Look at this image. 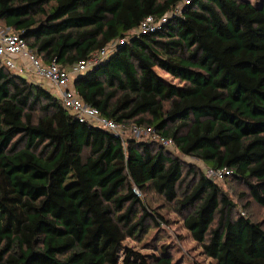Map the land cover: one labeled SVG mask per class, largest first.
<instances>
[{"label": "trees", "instance_id": "16d2710c", "mask_svg": "<svg viewBox=\"0 0 264 264\" xmlns=\"http://www.w3.org/2000/svg\"><path fill=\"white\" fill-rule=\"evenodd\" d=\"M180 1L0 0V26L66 69L125 37L76 76L82 100L230 169L243 209L264 208V0H192L158 31L131 33ZM218 182L160 141L79 121L0 60V264H180L166 245L124 247L163 220L136 190L175 205L209 264H264V220L236 212Z\"/></svg>", "mask_w": 264, "mask_h": 264}, {"label": "built area", "instance_id": "2783aa9c", "mask_svg": "<svg viewBox=\"0 0 264 264\" xmlns=\"http://www.w3.org/2000/svg\"><path fill=\"white\" fill-rule=\"evenodd\" d=\"M191 1L181 0L171 12L160 18L146 17L131 33L146 34L158 31L170 17L181 14L185 6ZM125 39V37H122L112 41L106 47L93 53L89 58L81 60L73 68L66 69L56 61L45 63L29 48L21 34L0 26V60L12 73L20 75L29 73L36 79H42L54 86L56 96L62 100L67 109L74 113L79 121L89 122L110 131L115 136L120 137L123 143L128 138L137 139L146 135L152 140L160 141L168 149L175 147L173 139L162 137L153 127L138 126L136 124L126 125L103 116L98 108L86 104L74 88V81L78 74L108 58L119 44L124 43ZM19 60H22V63ZM206 173L209 177L222 181L225 177L230 176L232 171L228 168H222L219 170L210 169ZM136 192L139 193L137 190Z\"/></svg>", "mask_w": 264, "mask_h": 264}, {"label": "rangeland", "instance_id": "374dc122", "mask_svg": "<svg viewBox=\"0 0 264 264\" xmlns=\"http://www.w3.org/2000/svg\"><path fill=\"white\" fill-rule=\"evenodd\" d=\"M257 0H252L255 3ZM157 72L165 79L177 84L178 81L174 80L166 72L157 69ZM27 79L28 74H22ZM56 95V93H53ZM195 135V132L194 134ZM137 139H148L146 135ZM175 156L180 157L185 164V171L190 166L195 167L198 170H202L205 173L210 169L205 164L198 161L195 158L186 156L184 152L180 151L177 147L168 149ZM207 174V173H206ZM224 192L237 203L236 212H246L254 221L264 220V208L253 203L248 211H245L242 207L245 201H239V193L245 188L240 183H237L232 177H225L222 181L218 182ZM143 201L148 202L154 209L158 210L163 216V220L159 222V225L154 222L149 223L147 232H144L140 239L128 238L124 242L125 248H131L148 256L151 254H157L158 249L166 245L168 252L172 254L174 260L180 264H209V259L202 253V249L197 242H195L189 231L185 228L183 222V216L175 209L174 204H166L162 198L154 193H148L146 195L138 193Z\"/></svg>", "mask_w": 264, "mask_h": 264}, {"label": "crops", "instance_id": "0c3cea01", "mask_svg": "<svg viewBox=\"0 0 264 264\" xmlns=\"http://www.w3.org/2000/svg\"><path fill=\"white\" fill-rule=\"evenodd\" d=\"M19 62L22 63V60H19ZM29 75V80H32L34 82H37L39 84H41L42 86H44L45 88H47L49 91H51L52 93L56 92V88L54 86H52L51 84H49L48 82L42 80V79H36L34 76L30 75L29 73H27Z\"/></svg>", "mask_w": 264, "mask_h": 264}]
</instances>
